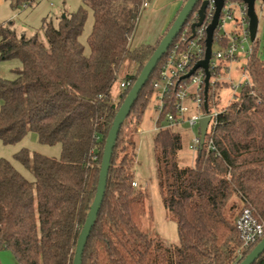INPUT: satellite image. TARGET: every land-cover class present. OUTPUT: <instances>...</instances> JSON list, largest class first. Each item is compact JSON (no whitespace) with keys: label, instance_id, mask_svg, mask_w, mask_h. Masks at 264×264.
Masks as SVG:
<instances>
[{"label":"trees","instance_id":"1","mask_svg":"<svg viewBox=\"0 0 264 264\" xmlns=\"http://www.w3.org/2000/svg\"><path fill=\"white\" fill-rule=\"evenodd\" d=\"M5 1L16 9L37 0ZM81 1L72 12L43 17V37L18 33L11 22L0 24V61L20 62L11 69L12 78L0 77V140L14 144L31 131L40 143L60 144L58 157L26 148L14 153L33 180L10 160L0 159V248L9 249L18 264H72L113 118L174 20L153 44L130 48L144 0ZM199 5L186 24L195 21ZM89 11L93 22L85 52L80 36ZM255 40L244 64L248 82L220 109L213 133L197 149L191 165L179 162L182 136L177 125L164 122L166 113L174 112L173 90L164 95L153 147L162 203L176 221L178 244H166L143 229L145 191L131 185L134 136L154 95L152 82L160 59L120 126L81 264H239L261 240L264 60L256 55ZM126 60L135 67L122 80L129 85L114 97L112 86ZM220 85H208L209 108L211 102L215 105V88ZM243 208L263 223L262 236L246 247L235 225ZM253 264H264V251Z\"/></svg>","mask_w":264,"mask_h":264},{"label":"rangeland","instance_id":"2","mask_svg":"<svg viewBox=\"0 0 264 264\" xmlns=\"http://www.w3.org/2000/svg\"><path fill=\"white\" fill-rule=\"evenodd\" d=\"M81 4V0H37L35 4H22L16 9H13L8 1L0 0V24L11 22L12 26L18 33L32 35L37 32L40 37H43L42 32L40 31V26L44 16L53 13H58L55 15L58 16L59 13L63 11L72 12ZM254 7L258 17V26L255 37L256 55L261 60H264V1H255ZM92 22L93 16L91 11H89L80 36V41L85 46V52H88L89 50L86 44V36L90 32ZM142 22L143 20H141V23ZM141 25L142 24L139 25V28L134 35L132 44L139 40L145 42L150 38L140 37ZM250 42L251 41L249 40L247 43H244L245 47L251 45ZM217 48L218 45L214 43L212 49L216 50ZM245 59V55H238L237 61L230 64V72L220 76L219 82L221 85L215 88V105L211 102V110L214 108L220 110L233 99V89L229 82L226 83L225 80L227 77L231 78L233 83H238L243 80L242 67L245 64ZM18 66H20V62L17 59L0 61V77L12 78L13 73L11 72V69ZM134 67V64L128 60L122 64L112 86V94L114 97L121 90L119 83L123 80L126 74L131 73L134 70ZM223 82L226 84H223ZM158 105V96L154 94L144 111L138 132L135 134V136L137 135L138 141L136 145L135 161L132 164V169H134V178L132 181H136L137 183V185L134 186L135 189L145 191L146 212L142 218L143 229L149 232L152 236H158L166 244H178L179 239L176 221L171 213L163 206L156 173L153 139L156 133L155 121L159 112ZM192 113H194L193 107L190 111V114ZM176 129L180 131L182 136V149L178 152V159L181 164L186 165L190 163V154L194 152L189 145L192 143V139L197 133V126L190 127L187 123H183L180 124V126H177ZM22 148L28 149L31 153L38 152L52 157H58L60 154V144L56 143L49 145L40 143L35 138V134L31 131L14 144H4L0 140V159L5 158L10 160L22 175L31 180H33L32 172L13 157L14 153ZM0 264H18V262L9 249L0 248Z\"/></svg>","mask_w":264,"mask_h":264},{"label":"built area","instance_id":"3","mask_svg":"<svg viewBox=\"0 0 264 264\" xmlns=\"http://www.w3.org/2000/svg\"><path fill=\"white\" fill-rule=\"evenodd\" d=\"M143 5H146V3L143 2ZM213 12V1L209 0L205 19L201 26L195 28L194 34L192 35L191 32V24L194 21L188 22L186 26L181 29L178 36L172 41L167 49V52L161 58L162 60L157 69V77L152 82L154 94H156L159 99V111L165 105V93L170 89L173 90L174 112L166 113L164 121L165 126H180V124L183 123H187L190 127L197 126V133L192 139V143L189 145L194 152L197 151L200 144V119L209 116V122L204 137L205 141L206 137L211 135L216 127L217 116L220 113V110H217L216 108L211 110L208 107V101L207 111L204 109L205 74L203 69H196L187 78H182V76L185 75L197 61L204 57L206 38L205 28L211 21ZM194 18L196 21L197 13L194 14ZM228 22H233L232 32L227 31L225 28ZM247 25L248 16L245 3L241 0H225L212 42V46L215 43L218 45V48L216 50L212 49V54L209 60L208 68L210 71V84L219 81L222 74L230 72V64L237 61L238 55L243 54L247 57L250 54L251 45L248 47H245L244 45V43H247L250 40ZM222 40L225 41L224 45L221 44ZM250 43H252V41ZM243 70L244 66L242 67V71ZM211 71L215 73L211 74ZM242 76L243 80L238 83H233L232 79L229 77L225 80L226 83L229 82L233 89L232 98H234L235 93L239 90L241 85L248 82V78L244 72H242ZM128 85L129 82L127 81H121L119 83L121 88H125ZM192 107L194 113L190 114ZM155 126L156 129L159 128L157 124ZM212 145V139L210 138L208 141V147H213ZM131 185L136 186V181H132ZM235 225L240 232L243 247L251 245L263 234V223L259 222L253 216L249 208H243L241 210L235 220Z\"/></svg>","mask_w":264,"mask_h":264},{"label":"water","instance_id":"4","mask_svg":"<svg viewBox=\"0 0 264 264\" xmlns=\"http://www.w3.org/2000/svg\"><path fill=\"white\" fill-rule=\"evenodd\" d=\"M214 6L213 16L211 21L206 26V38H205V52L204 57L197 61L192 68L182 76V78L189 77L196 69L201 68L204 71V109L207 111V92L210 78L209 71V60L212 54V42L213 37L216 31V27L218 24L219 16L221 13V9L224 5L225 0H212ZM245 3L247 8V16H248V33L249 38L253 41L256 37L257 26H258V17L255 12V1L257 0H241ZM264 1V0H259ZM200 2L199 8L197 10V20L191 24V32L192 35L195 32V28L202 25L205 15L206 9L209 4V0H186L177 15L175 16L172 24L166 31V33L162 36L159 41L157 47L154 49L153 53L149 57V59L143 65L141 71L139 72L137 78L132 84L130 90L126 94L124 100L120 104L111 124V127L108 131L103 153L101 157L99 174H98V182L96 186V191L94 198L89 206V210L87 212V216L85 222L80 230L78 235L76 246L74 250V256L72 264H81L82 263V254L87 242V238L90 234V231L96 221L97 214L99 208L101 206L103 195L106 188L107 175L110 166L111 156L113 147L115 145V141L120 129V126L128 116L130 109L133 103L136 101L139 92L143 88V86L148 81L150 75L154 71L155 67L159 60L164 56L167 52V49L171 45L172 41L178 36L182 27L186 24V21L190 15V13L194 10V7ZM209 122V116L202 117L199 121V131H200V144L201 147L204 143V137L206 134L207 125ZM264 251V236L261 240L253 247V249L242 259L239 264H253V262L259 257V255Z\"/></svg>","mask_w":264,"mask_h":264},{"label":"crops","instance_id":"5","mask_svg":"<svg viewBox=\"0 0 264 264\" xmlns=\"http://www.w3.org/2000/svg\"><path fill=\"white\" fill-rule=\"evenodd\" d=\"M37 2V1H36ZM34 2L33 4H35ZM146 5H143L141 13L137 20V25L129 38V47L134 48L141 44H153L157 41L160 35H162L170 22L175 18L179 9L183 4V0H144ZM58 13H53L51 15H57ZM49 16V15H46ZM44 16V17H46ZM141 20L143 22L141 23ZM141 25V35L140 37H150L145 42L136 41L133 43L134 35ZM226 30L229 32L233 31V22H229L225 26ZM36 138V135H35ZM137 135L135 136V144L137 145ZM191 161L189 165L193 164L195 157V152L190 154ZM134 171V169H133ZM28 179V178H27ZM31 180V179H29Z\"/></svg>","mask_w":264,"mask_h":264}]
</instances>
